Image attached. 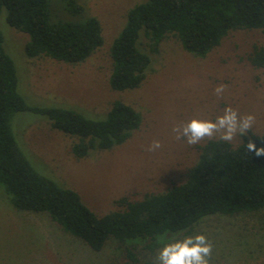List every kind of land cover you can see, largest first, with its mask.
I'll return each mask as SVG.
<instances>
[{
	"label": "rangeland",
	"instance_id": "obj_1",
	"mask_svg": "<svg viewBox=\"0 0 264 264\" xmlns=\"http://www.w3.org/2000/svg\"><path fill=\"white\" fill-rule=\"evenodd\" d=\"M77 1L85 8L82 14L70 12L67 0L50 3L54 18L96 16L101 20L104 43L85 61L29 57L25 51L29 34L8 23L5 8L0 12V28L16 65L18 90L28 103L72 108L103 119L115 101H123L142 114L141 126L128 140L112 149L91 150L85 157L73 152L77 137L54 128L47 115L20 110L12 117L18 145L31 164L78 191L97 214L118 208L120 197L138 200L186 181L209 138L189 145L184 138H176V125L192 118L215 120L230 106L241 115L252 114L251 131L264 134V66L257 67L250 59L255 46H264V30H232L204 57L187 51L174 34L161 42L159 53H153L149 38L141 32L140 45L151 57L147 77L137 88L114 90L111 45L129 10L145 0ZM220 84L225 90L218 97L214 89ZM155 140L161 148L149 151ZM242 140L243 136H236L231 142L238 145ZM195 234L205 235L212 243L210 264H264V207L234 215H207L190 229L158 235L154 251L147 247L152 239L120 243L114 238L96 251L47 212L16 208L0 185V264H127L126 246L134 247L137 264H156L164 243Z\"/></svg>",
	"mask_w": 264,
	"mask_h": 264
},
{
	"label": "trees",
	"instance_id": "obj_2",
	"mask_svg": "<svg viewBox=\"0 0 264 264\" xmlns=\"http://www.w3.org/2000/svg\"><path fill=\"white\" fill-rule=\"evenodd\" d=\"M3 8L8 23L29 34L25 45L29 57L50 56L76 63L104 43L98 17L54 18L50 0H0V12ZM67 8L75 14L85 10L77 0H67ZM246 28L264 30V0L142 1L129 10L126 24L111 45L110 85L114 90L134 89L146 79L151 57L140 45L141 32L149 38L153 53H159L161 42L174 34L187 51L204 57L232 30ZM250 59L263 67L264 46H255ZM20 110L45 114L54 128L77 137L72 148L77 157L124 143L141 126L142 114L123 101H115L103 119L72 108L28 103L18 90L16 65L0 28V185L16 208L47 212L65 231L96 251L110 238L120 243L152 239L147 247L154 251L157 243L153 240L158 235L190 229L207 215H234L264 207V156L257 157L246 147L249 139L257 147L264 146V134L250 131L238 145L209 139L201 146L199 160L186 181L138 200L120 197L118 208L99 215L78 191L41 174L31 164L12 129V117ZM125 251L128 263H139L133 246H126Z\"/></svg>",
	"mask_w": 264,
	"mask_h": 264
},
{
	"label": "clouds",
	"instance_id": "obj_3",
	"mask_svg": "<svg viewBox=\"0 0 264 264\" xmlns=\"http://www.w3.org/2000/svg\"><path fill=\"white\" fill-rule=\"evenodd\" d=\"M225 85H218L214 91L219 97L223 94ZM255 123L252 114L241 115L232 107H226L215 120L192 118L182 125H176L173 132L176 138H184L189 145H196L205 138L218 136L221 141L231 142L236 136L248 134ZM161 142L155 140L149 146V151L161 148ZM247 149L255 156H264V146L257 147L251 139ZM212 243L203 234L185 236L182 239L171 238L160 248L156 264H210Z\"/></svg>",
	"mask_w": 264,
	"mask_h": 264
}]
</instances>
